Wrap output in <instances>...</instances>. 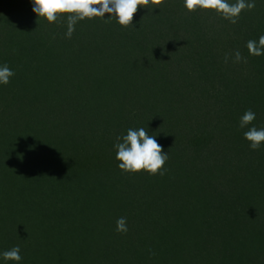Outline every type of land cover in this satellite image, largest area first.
<instances>
[{"label":"trees","instance_id":"16d2710c","mask_svg":"<svg viewBox=\"0 0 264 264\" xmlns=\"http://www.w3.org/2000/svg\"><path fill=\"white\" fill-rule=\"evenodd\" d=\"M0 264H264V0H0Z\"/></svg>","mask_w":264,"mask_h":264}]
</instances>
